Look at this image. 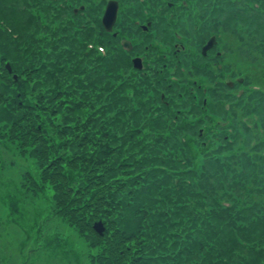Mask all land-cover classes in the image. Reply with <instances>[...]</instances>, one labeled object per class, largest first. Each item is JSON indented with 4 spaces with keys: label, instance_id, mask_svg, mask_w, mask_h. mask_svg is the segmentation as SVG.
I'll return each mask as SVG.
<instances>
[{
    "label": "trees",
    "instance_id": "trees-1",
    "mask_svg": "<svg viewBox=\"0 0 264 264\" xmlns=\"http://www.w3.org/2000/svg\"><path fill=\"white\" fill-rule=\"evenodd\" d=\"M20 1L0 0L2 10L10 4L0 20L22 17L19 39L0 22V151L32 161L20 182L31 210L46 199L49 216L86 243L87 264H264V154L247 153L264 142L241 149L228 124L248 133L239 118L253 114L264 127V0H228L231 11L210 20L204 0H127L116 36L98 5L85 15L62 0ZM152 30L170 49L155 46ZM124 37L139 43L127 51ZM206 108L228 125L204 123ZM2 199L15 225L22 205ZM54 232L49 221L32 229L31 251Z\"/></svg>",
    "mask_w": 264,
    "mask_h": 264
},
{
    "label": "rangeland",
    "instance_id": "rangeland-1",
    "mask_svg": "<svg viewBox=\"0 0 264 264\" xmlns=\"http://www.w3.org/2000/svg\"><path fill=\"white\" fill-rule=\"evenodd\" d=\"M55 1L57 2L58 0ZM95 1L98 2L100 0ZM227 1L228 0H204L207 18H209V20L215 18L212 17L214 16V13L216 11H221L222 9H229V11H231L230 7L226 5ZM230 1L233 2L235 0ZM169 3L171 4L172 2ZM20 4L23 5V8H28V6L33 4V0H21ZM127 5L128 2L126 0L121 9H126L125 7ZM9 6L10 4L6 3L3 10L0 8V14L5 12L4 17L6 20H9V17L6 14ZM52 6H56L55 2L52 3ZM100 6L103 10L104 7L102 5ZM20 7L12 6V10L17 12ZM45 16L44 22L50 27L51 21L47 15ZM6 20L1 19L0 22L5 24L8 30H11L14 38L19 39L21 34L18 31V26L22 22V17L15 16L10 22ZM233 24H238V21L235 19ZM77 28L78 27H76V29ZM232 36V39H229V36L227 37L228 42L226 44L234 50L237 42L235 36L233 34ZM186 39L187 38H184L183 40L186 41ZM254 86L259 87L258 85ZM241 91L242 89L239 90V93ZM231 117L232 116L228 115L227 120H230ZM256 118L257 117L253 114L239 118L249 128L248 133L243 132L238 123L234 124L232 120L228 123L231 127H238L240 133L238 142L241 149H247L246 147H242L244 142L246 144L248 143V147H252L258 142H264V127L260 124V121L256 120ZM212 119L219 122L221 125H225L227 122L221 115L217 114L216 117ZM4 144H0V146H4ZM7 145L11 148L9 143H7ZM237 152L239 153V151ZM247 153L252 156L260 155V153L264 154V149H252ZM30 168L32 169V161L19 155L16 149L11 148L10 151H0V198L4 195L2 201H8L9 203L15 204V206H17L16 202L19 200L17 204L22 205L21 208L23 211V213L18 212L16 215L17 223L14 225L12 223L13 218L8 213L6 206L3 205L0 200V262H7L8 264H53V262H57L58 264H80L81 262V264H87L86 243L74 228L67 225L65 222H62V220H58V218L55 219L56 217L49 216L48 206L50 203L47 205L46 199L38 198V202L35 204V209L31 210L34 202L32 200L35 199L25 196L20 187L22 173ZM252 171L256 175H260L262 174L263 168L260 167L259 170L254 168L253 170V168L250 167L248 172ZM47 221H49V231L55 232L52 237L45 236L40 240V249L42 250L44 248L46 250L43 253L41 250L31 251V248L35 244L32 238L28 239L27 234L34 228L40 229L45 226ZM38 244L35 245V248L38 247ZM57 244H59L60 247H63V249L61 248L57 252H46L49 249L48 245L52 249Z\"/></svg>",
    "mask_w": 264,
    "mask_h": 264
},
{
    "label": "water",
    "instance_id": "water-1",
    "mask_svg": "<svg viewBox=\"0 0 264 264\" xmlns=\"http://www.w3.org/2000/svg\"><path fill=\"white\" fill-rule=\"evenodd\" d=\"M81 8H83V7H81ZM117 12H118V2L115 0L108 1L107 5L105 7L104 13L102 15V19H101L102 25L106 31H108V32L112 31L113 26L116 22ZM144 29H146V28H144ZM214 44H215V36H212L208 40L206 45L202 48V54L205 55L207 53V50H209ZM122 45L126 49H130V47H131L130 42L127 40H123ZM133 63H134L135 68H138V69L142 68V63H141V60L139 58L134 59ZM6 67H7L8 71L11 73L12 68H11L9 63L6 64ZM14 78L17 79V76L14 75ZM94 228H95L96 232H98L100 234L103 231V225L101 222L96 223Z\"/></svg>",
    "mask_w": 264,
    "mask_h": 264
},
{
    "label": "flooded vegetation",
    "instance_id": "flooded-vegetation-1",
    "mask_svg": "<svg viewBox=\"0 0 264 264\" xmlns=\"http://www.w3.org/2000/svg\"><path fill=\"white\" fill-rule=\"evenodd\" d=\"M62 1L65 2L74 11L75 8L79 7L82 4H85V6L88 7V10H90V8H95V6H97V5H98L99 9H101L100 5H102L105 8V6L107 5L109 0H100L97 3H95V0H62ZM118 2H119V8H118V12H117L116 22L114 24V27H113L112 31L110 32L113 35L114 34L117 35L116 34V32H117L116 27H117V24H118V21H119V18H120V9H121V5H122V0H118ZM103 10L101 9V14L103 13L102 12ZM94 24H95V22H94ZM145 30H147V29H145ZM152 35H154L153 43L155 44V46H157L160 49H170V45H166L163 41H159V39L157 38V36H158L157 30H152ZM133 36H134L133 39H135L136 38L135 35H133ZM124 38L129 39L128 37H124ZM133 41L134 40H132V46L130 47V49H126V48H124V49L127 50V51H131L133 49L134 44H138L139 43V42L137 43V42H135V41L133 42ZM165 56H167L169 58L170 55L169 54H165ZM134 58H140L141 62H142V65H143L144 60H145V56H144V54L142 52L138 53V51H137L135 54H132L131 55L132 61H133ZM193 88L194 87H192V90H193ZM196 92H197V95H198V91H196Z\"/></svg>",
    "mask_w": 264,
    "mask_h": 264
}]
</instances>
